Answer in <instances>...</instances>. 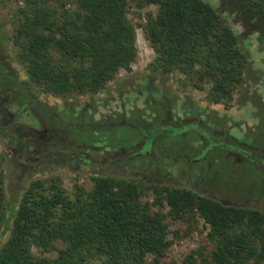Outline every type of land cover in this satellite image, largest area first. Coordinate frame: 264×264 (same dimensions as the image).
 I'll list each match as a JSON object with an SVG mask.
<instances>
[{
	"label": "trees",
	"instance_id": "obj_1",
	"mask_svg": "<svg viewBox=\"0 0 264 264\" xmlns=\"http://www.w3.org/2000/svg\"><path fill=\"white\" fill-rule=\"evenodd\" d=\"M23 1L9 38L25 63V74L43 91L96 92L120 66L135 59L134 24L127 12L130 1L138 7L158 4L155 13H146L145 32L155 51L149 69L179 70L199 88H203L202 80L210 81L207 97L214 102L231 100L243 81L246 56L237 45L236 34L205 0ZM238 2L264 18V3ZM7 35L0 29L1 37ZM2 80L11 86L19 82L18 72L11 74L5 62L0 63ZM87 126L103 127L98 123ZM193 129L203 144L196 160L212 150L210 140L215 139L208 129ZM226 134L215 140L220 142L219 149L264 168V153L258 155ZM91 178L89 188L76 183L71 194L61 186L59 176L32 179L14 211L9 235L0 243V264H90L94 256L105 264H166L161 261L171 242L166 217L189 220L194 214L203 218L213 245L209 253L199 245L186 260L195 262L198 257L202 264H264V211L259 208L223 203L186 187L106 174ZM148 190L152 199L142 200ZM6 209L0 165V232L7 224ZM33 248L40 252L55 249L56 255L37 254Z\"/></svg>",
	"mask_w": 264,
	"mask_h": 264
},
{
	"label": "rangeland",
	"instance_id": "obj_2",
	"mask_svg": "<svg viewBox=\"0 0 264 264\" xmlns=\"http://www.w3.org/2000/svg\"><path fill=\"white\" fill-rule=\"evenodd\" d=\"M205 1L232 28L246 56L243 81L226 102L207 97L208 80H202L203 88H199L179 70L149 69L155 51L146 36L145 21L147 12L157 10L154 2L142 7L129 2L136 57L128 66H120L103 88L67 94L43 91L25 74V63L9 38L18 22L16 12L25 3L0 0V23H4L0 29L8 33L0 36V63L5 62L9 72L15 70L19 77L15 86L0 81V165L7 203V224L0 232V243L9 235L26 186L32 179L53 176H59L69 194L76 183L89 188L92 175L106 174L191 188L223 203L264 211V168L240 154H227L215 141L224 139L227 132L256 154L264 153V18L241 8L238 0ZM25 100L28 102L22 103ZM94 123L103 127L87 126ZM198 125L208 129L215 140H210L212 150L195 160L203 145L193 129ZM152 197L148 190L141 199ZM165 220L171 242L161 261L202 264L198 257L195 262L185 257L199 245L209 253L213 245L203 218L194 214L189 220L169 216ZM33 251L56 255L55 249ZM89 263L105 264L99 256L91 257Z\"/></svg>",
	"mask_w": 264,
	"mask_h": 264
}]
</instances>
